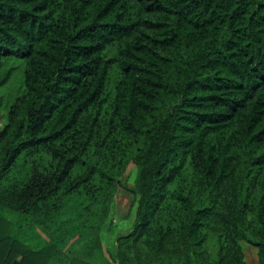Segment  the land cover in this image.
Instances as JSON below:
<instances>
[{
    "label": "trees",
    "instance_id": "trees-1",
    "mask_svg": "<svg viewBox=\"0 0 264 264\" xmlns=\"http://www.w3.org/2000/svg\"><path fill=\"white\" fill-rule=\"evenodd\" d=\"M17 67L0 212L49 243L0 264H264V0H0V89Z\"/></svg>",
    "mask_w": 264,
    "mask_h": 264
},
{
    "label": "rangeland",
    "instance_id": "rangeland-1",
    "mask_svg": "<svg viewBox=\"0 0 264 264\" xmlns=\"http://www.w3.org/2000/svg\"><path fill=\"white\" fill-rule=\"evenodd\" d=\"M20 87L21 72L20 68L17 67L13 71L10 80L0 89V94L8 97L10 94H15ZM3 111L4 109H0V114H2ZM4 119V116H0V128L4 124ZM136 169L137 168L135 164H132L128 167L126 180L129 185H133L134 183ZM132 202V193L128 189L120 187L115 195L109 220L102 231L104 250L113 247V243L117 235L127 233L132 228L134 219L132 216L134 207L131 208ZM19 230L20 226L18 215L7 210L1 211L0 236L12 233L18 234V236L24 238L26 243L33 248H41L45 245L47 246L49 243V239L43 232H40L39 234H33L34 232L31 229H28L27 232ZM240 243L244 253L245 264H258L257 247L244 240H242Z\"/></svg>",
    "mask_w": 264,
    "mask_h": 264
}]
</instances>
